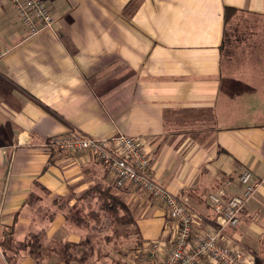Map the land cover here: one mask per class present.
Returning a JSON list of instances; mask_svg holds the SVG:
<instances>
[{
    "label": "crops",
    "instance_id": "obj_1",
    "mask_svg": "<svg viewBox=\"0 0 264 264\" xmlns=\"http://www.w3.org/2000/svg\"><path fill=\"white\" fill-rule=\"evenodd\" d=\"M47 3L54 26L30 36L0 0V264H146L147 244L164 243L161 260L174 248L159 201L116 188L92 154L49 146L68 132L141 140L154 179L200 220L194 236L218 229L209 194H242L251 171L260 186L220 241L264 264V0ZM96 184L132 210L124 262L119 244L104 252L88 238L103 228L86 224L99 202L83 196Z\"/></svg>",
    "mask_w": 264,
    "mask_h": 264
},
{
    "label": "built area",
    "instance_id": "obj_2",
    "mask_svg": "<svg viewBox=\"0 0 264 264\" xmlns=\"http://www.w3.org/2000/svg\"><path fill=\"white\" fill-rule=\"evenodd\" d=\"M7 1L30 36H37L54 26L56 19L47 0ZM49 146L61 152L92 154L113 176L116 188L133 186L164 206L177 226L175 246L167 258L161 260L164 243L157 241L147 244L144 250L146 264H205V261L210 264L254 263L246 247H232L220 241L226 228L235 229L239 225L247 205L260 186L251 171H244L239 178L242 194L229 197L224 186L209 194L208 203L218 216V229L213 234L194 236L195 225L200 220L179 196L154 179L151 158L141 140L126 135L101 139L68 132L50 139ZM6 153V148H0V155ZM230 184L228 182L226 185Z\"/></svg>",
    "mask_w": 264,
    "mask_h": 264
},
{
    "label": "trees",
    "instance_id": "obj_3",
    "mask_svg": "<svg viewBox=\"0 0 264 264\" xmlns=\"http://www.w3.org/2000/svg\"><path fill=\"white\" fill-rule=\"evenodd\" d=\"M235 14V10L231 8L225 9V24ZM85 199L93 198L99 202L97 212L90 213L86 220L88 228L96 230L97 225L104 218L110 219L115 226L114 234L116 237L129 238L138 234V227L133 217L132 210L127 206L122 196L114 194L111 188L104 187L101 184L94 185L84 196ZM97 217V222H93ZM96 223V224H95ZM10 242L7 241L6 244Z\"/></svg>",
    "mask_w": 264,
    "mask_h": 264
},
{
    "label": "rangeland",
    "instance_id": "obj_4",
    "mask_svg": "<svg viewBox=\"0 0 264 264\" xmlns=\"http://www.w3.org/2000/svg\"><path fill=\"white\" fill-rule=\"evenodd\" d=\"M102 223H103V228L101 229L102 233H98L96 236L94 234L92 238L89 235L88 238L91 240L93 239L92 241L95 242L96 246L98 248L99 247L102 248L104 252L109 250V247L110 248L113 247L114 249V244L116 242L117 244H119L117 247L118 251H116L118 252L119 255L117 256V254H115V258H120V261L124 262L123 256L127 258L128 255L130 254L129 252L132 251L133 246L127 243L128 238H124L123 236L118 238L116 237L115 239V234H114L115 226L113 225L110 219H105V220L103 219ZM94 233H96V231ZM87 257L88 258L90 257L89 253H87Z\"/></svg>",
    "mask_w": 264,
    "mask_h": 264
}]
</instances>
